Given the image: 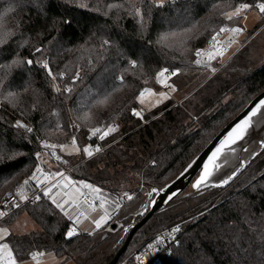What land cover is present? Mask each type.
Segmentation results:
<instances>
[{
    "label": "trees",
    "instance_id": "16d2710c",
    "mask_svg": "<svg viewBox=\"0 0 264 264\" xmlns=\"http://www.w3.org/2000/svg\"><path fill=\"white\" fill-rule=\"evenodd\" d=\"M257 2L264 0H0V201L8 191L43 188L31 179L42 164L40 140L65 148L74 137L79 154H64L60 165L48 159L51 168L73 167L72 176L99 190L89 188L98 200L92 205L102 198L119 210L110 226L68 236L75 218L43 188L34 204L0 217L18 263L37 252L55 253L60 264L114 258L125 227L147 212L153 189L172 181L264 90L262 13L263 22L247 33L252 38L220 71L212 74L194 60L221 28L240 24L241 17L234 23L227 13L243 3L258 10ZM78 69L83 76L76 80ZM161 71L181 99L172 95L145 112L140 93L157 87ZM113 125L105 143L118 140L86 159L91 132ZM174 226L179 243L149 264H264V149L227 187L190 186L147 220L128 247L136 251Z\"/></svg>",
    "mask_w": 264,
    "mask_h": 264
},
{
    "label": "water",
    "instance_id": "95a60500",
    "mask_svg": "<svg viewBox=\"0 0 264 264\" xmlns=\"http://www.w3.org/2000/svg\"><path fill=\"white\" fill-rule=\"evenodd\" d=\"M261 100H264V90L253 97L172 181L167 183L163 188L156 189L157 191H153L150 194L145 201V209L143 211L147 212L137 223L125 227L123 237L119 240V244L121 243L122 245L114 258L107 264H118L135 232L157 211L165 208L182 195L190 186L195 190L217 187L225 188L251 164L264 149V115L261 114L255 116L243 135L239 139H235L234 142L228 143L215 160H211V157L216 149L220 147L221 142L228 136V133L241 120L248 116L251 110ZM205 165H208V170L211 172V175L206 183L201 184L199 188H195L194 184L203 174ZM225 181L227 182L225 183ZM116 226L117 223H114L112 228L115 229Z\"/></svg>",
    "mask_w": 264,
    "mask_h": 264
},
{
    "label": "built area",
    "instance_id": "2783aa9c",
    "mask_svg": "<svg viewBox=\"0 0 264 264\" xmlns=\"http://www.w3.org/2000/svg\"><path fill=\"white\" fill-rule=\"evenodd\" d=\"M225 29H231V28L227 27ZM246 36H247V33H245L244 31H241V32L236 33V34L232 33L231 31H228V30L220 32L219 35L217 36L216 41H213L211 39L210 42L206 46L198 48V49L204 50L205 52H207L209 50L214 51L215 49H220L221 51H223V55L222 56H216V58L209 60L206 55H202L200 57H197L195 55V52L197 50L196 49L194 51V60L196 61L197 59H201L202 61H206L205 63H201L199 65H201L205 68L211 69L212 74L217 73L225 65L228 58L231 57L237 51H239V49H242L247 44V42L252 38V36H251L250 38L246 39ZM213 69H214V71H213ZM82 76H83V71L81 69H78L76 71V74H75V79L79 80L82 78ZM167 85H171V84H169V83L165 84L163 89L169 93L171 88L167 87ZM113 126H116V125H113ZM91 134L93 135V131L91 132ZM101 134H102V131H101V133H97V134L93 135L94 138L88 143L87 147L89 148V150H91L93 152V155L92 156L87 155L86 159L97 156L98 154H100L102 151H104L108 147L109 143H111V142L114 143L115 141L118 140V139H116V140L111 141L109 143H105L107 136L104 139H100L99 136ZM73 138H72V141H73ZM45 145H53V144L50 143L46 139L40 140V142H39V153L41 155L45 156L46 158H48L53 163L60 165V161L64 159V153H63L64 147L61 148V146H63V145L58 144V145H56L57 147L55 149L46 147ZM97 147L100 149L99 151H95V149ZM56 156L61 157V159L57 160ZM72 168L73 167H70V168L62 167V173L64 175L70 176L72 181L74 183H78L80 185L81 189L83 190V193L81 194V196H79L78 204L90 206V205L96 203L98 201L97 198H95L90 193L89 188L84 187L85 184L89 185V183L83 182V181H78L76 177L72 176ZM42 189L35 191L33 193H25V194L15 193L13 191L6 192L0 201V212L4 213L3 216H0L1 219L6 218L12 209H19V208L23 207L24 205L34 204L37 200H39V199H37V197H40V193L42 192ZM22 196L27 197V199H22L21 198ZM86 209L84 210L82 207L78 206V209H77L75 216H74L75 220L72 223L69 230L75 228V233H81L82 232V229H80L75 224V221L77 220L76 219L77 217L80 219L84 215V213L86 212ZM118 211H119L118 209H115L110 214V216H111L110 219H114L118 215V213H119ZM179 234H180L179 229L176 226L162 230L154 239H152L149 243L145 244L144 246H142L140 249H138L135 252V256H134L131 264L156 263L160 259L159 258L160 254L172 253L173 247L179 243ZM3 244H5V243L2 242L0 245H3ZM40 254H42V255H40ZM0 256L4 257L6 259L7 253L0 252ZM43 256H44L43 252H37L31 257V259L40 260L43 258ZM14 257H15V255H14ZM17 263H18V261H17ZM0 264H3V262L0 261Z\"/></svg>",
    "mask_w": 264,
    "mask_h": 264
},
{
    "label": "rangeland",
    "instance_id": "374dc122",
    "mask_svg": "<svg viewBox=\"0 0 264 264\" xmlns=\"http://www.w3.org/2000/svg\"><path fill=\"white\" fill-rule=\"evenodd\" d=\"M154 1H156L157 3H163L167 0H154ZM240 17H241L240 24H238L237 26L241 27L245 33H250L257 25H260L263 22V18L261 17L260 12L255 9L253 10L248 9L247 11H243ZM231 21L235 23V19ZM241 50L242 49H239V51ZM239 51H237L236 54ZM207 72L210 73L209 70H207ZM241 72L244 74V76L250 73L248 70H244V69H242ZM161 81H163V83ZM168 82L171 83L166 77H162L161 80H158L156 88L149 89V91L145 93L144 97L142 98L139 97L140 105L145 112H153L154 110L159 109L161 106H163L165 103H167L168 101L172 99L171 97L172 95H175L176 99H179V100L181 99V94L177 93L176 90L175 91L172 90L168 93L163 89L164 85L167 84ZM185 92H187V90H185ZM160 93H165L167 98L166 99L162 98L160 96ZM141 100L143 102H141ZM63 153L66 156L72 155V154H75V155L79 154V152L76 150V147H73L72 145L65 146V148L63 149ZM40 158H41L40 162L42 160V164L39 166V168L42 169V171L37 173L35 180L38 185L44 186L46 184L47 186L51 182H53L55 179L60 177V176L57 177V175H55L56 173H59L60 169L55 170L54 168H51L50 161L45 156L40 154ZM46 176H47V179H46ZM65 178L58 180L53 186H51L52 192L50 195L56 197L57 203H64V201L68 198L66 194H72L76 197L77 200L79 199L80 192L79 191L77 192L78 187L77 186L72 187L71 179L69 177H65ZM57 193H60V195H57ZM92 193L96 195L98 194V192H94V191H92ZM100 200L105 201L104 208L100 207L99 203H97L93 206H90V208H88L85 212V217L86 216L87 217H86V222L82 228L88 229L90 232L97 230L93 221L98 220L101 216L105 214V211H104L105 208H107V211L109 214H111L116 208L114 206L116 202L114 203L112 201H106L102 198ZM26 220L28 221V219ZM109 222H110V219H108L106 223H103L101 228L103 227L106 228L110 226ZM114 223L115 222H113V224ZM0 229L8 230V233L6 235L3 233H0V236H2V238H0V243L5 242L8 245V236L10 232L9 228L5 225L0 224ZM136 248L137 246L135 244L133 243L130 244L125 255L120 258V261L118 262V264H131L135 256V252L137 251V250L135 251ZM60 263H61V259L58 255H56L55 253H47V254L45 253L43 258L40 260L29 259V260L22 261L17 264H60Z\"/></svg>",
    "mask_w": 264,
    "mask_h": 264
},
{
    "label": "snow or ice",
    "instance_id": "6c2138e0",
    "mask_svg": "<svg viewBox=\"0 0 264 264\" xmlns=\"http://www.w3.org/2000/svg\"><path fill=\"white\" fill-rule=\"evenodd\" d=\"M252 7H253L252 4H248V3L240 4V5H238L235 8L234 11L226 14L227 19L231 21V20H233L235 18H239L241 16V13L243 11H246V10L252 8ZM255 7L259 10L260 13L264 14V2H257L255 4ZM226 30L231 31L234 34L243 31V29L241 27H238V26L237 27H232L231 29L221 28L219 31L220 32H223V31H226ZM218 35H219V32L212 37V40L213 41H216ZM38 51H39V49H38ZM195 55L197 57H200L202 55H206L208 57V59L211 60V59L216 58V56H222L223 55V51H221L220 49H215L214 51L213 50H209V51L205 52L204 50L197 49L196 52H195ZM205 62L206 61H202L201 59H197L195 61V63H197V64H201V63H205ZM27 63H32V61L29 60V61H27ZM213 71H214V69H213ZM49 74L51 75V73H49ZM176 74H177L176 72H172L171 73V75H176ZM164 76H165V71H161L160 73L157 74V79L158 80H161V78L164 77ZM161 82L163 83V81H161ZM167 87H170L171 90L175 91V88L173 86L167 85ZM68 91H70V89ZM148 91H149L148 89H145L144 91H142L140 93V98L144 97L145 93L148 92ZM160 96L162 98H165V99L167 98V96H166L165 93H160ZM103 102L104 101H101L100 103H103ZM141 102H143V101L141 100ZM133 114L134 115H137V116H141V113L138 112V111H135V110H133ZM258 114L264 115V100H261L251 110V112L249 113V115L246 116L243 120H241L232 129V131L228 133V136L225 138V140L221 142L220 147H218L216 149V151L212 154L211 160H215V158L221 153V151L223 150V148L228 143L234 142L235 139H239L243 135V133L246 131V129L249 127V125L252 123V119L255 116H257ZM28 130L31 131V129H28ZM116 130H117L116 126H108L107 129L104 130L102 132V134L99 136V138L100 139H104L107 135H109L110 133H112V132H114ZM97 133H101V129L100 128H96V129L93 130V135H95ZM72 144H73V147H76V140H75V138H73ZM45 146L46 147H49V148H52V149H55L57 147L56 145H45ZM63 147L64 146H61V148H63ZM76 150L79 151V148L77 147ZM99 150L100 149L98 147L95 149V151H99ZM83 151L88 156H92L93 155V152L91 150H89L88 147H85L83 149ZM37 155H39V154H37ZM56 159L57 160H60L61 157L56 156ZM211 160H210V163H211ZM36 171L37 172H41L42 169H40L39 167H37ZM55 175H58V176H61V177L64 176L63 173H56ZM210 175H211V172L208 170V165H205L204 172L200 176V178L196 181V183L194 184V187L195 188H199L201 186V184L206 183L207 182V179L209 178ZM31 179H36L35 173L33 174V177H31ZM46 179H47V176H46ZM226 182L227 181H225V183ZM24 183L27 184L28 183V180H25ZM84 187L85 188H90L94 192H98L99 191L98 189L93 188L92 185L85 184ZM78 191L79 190L77 189V192ZM153 191L155 192L157 190L156 189H153ZM51 192H52V188L51 187H47V188L44 189V195L45 196H49L52 199V202L54 204H56V207L60 208L61 210H64L66 204H77L78 203V200L72 194H66L68 196V198L64 201V203H57L56 197L50 195ZM57 195H60V193H57ZM21 198L22 199H27V197H24V196H22ZM37 199H39V197H37ZM129 199H131V197H129ZM104 204H105V201H103V200H100L99 201L100 207L104 208ZM90 206H93V205H90ZM117 207H118V205H117ZM104 211H105V214L103 216H101L98 220L93 221L94 224H95V227L97 229L101 228L102 224L103 223H106L107 220L111 218L110 214L107 211V208H105ZM3 215H4V213L3 212H0V216H3ZM76 219H77V222H78V219L79 218L77 217ZM0 233H3V234L6 235L8 233V230L7 229H0ZM67 235L68 236L75 235V228L69 230L68 233H67ZM0 238H2V236H0ZM0 252H6L7 253V258L6 259L4 257L0 256V261H2L3 264H17V260L14 257L11 249L9 248V246L7 244L0 245ZM40 255H42V254H40Z\"/></svg>",
    "mask_w": 264,
    "mask_h": 264
},
{
    "label": "crops",
    "instance_id": "0c3cea01",
    "mask_svg": "<svg viewBox=\"0 0 264 264\" xmlns=\"http://www.w3.org/2000/svg\"><path fill=\"white\" fill-rule=\"evenodd\" d=\"M59 173H61V172H59ZM57 177H58V175H57ZM56 177V178H57ZM65 177H67L66 175H64L63 177H59V178H57V179H55L53 182H51L49 185H47L46 186V184L43 186V188L45 189V188H47V187H51V186H53L58 180H61V179H63V178H65ZM71 185H72V187L73 186H77L78 187V189H80V187H79V185L78 184H76V183H73V182H71ZM81 190V189H80ZM80 190H79V192H80ZM80 194V193H79ZM78 206L79 207H82L84 210L88 207L87 205H83V204H67L66 206H65V208H64V212L67 214V216L70 218V219H72V220H74V216H75V213H76V211H77V209H78ZM88 209V208H87ZM86 209V210H87ZM87 217V216H86ZM86 217H85V213H84V215L80 218V219H78V222H77V220L75 221V224L80 228V229H82V231H88V232H90L88 229H84V228H82L83 226H84V224H85V222H86ZM95 231V230H94ZM6 253V252H5Z\"/></svg>",
    "mask_w": 264,
    "mask_h": 264
}]
</instances>
